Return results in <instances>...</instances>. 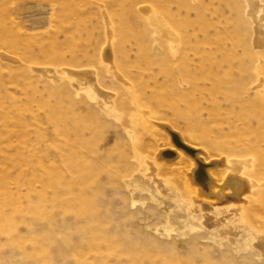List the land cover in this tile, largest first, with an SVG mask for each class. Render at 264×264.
<instances>
[{"label":"rangeland","instance_id":"374dc122","mask_svg":"<svg viewBox=\"0 0 264 264\" xmlns=\"http://www.w3.org/2000/svg\"><path fill=\"white\" fill-rule=\"evenodd\" d=\"M0 264H264V0H0Z\"/></svg>","mask_w":264,"mask_h":264},{"label":"bare ground","instance_id":"6f19581e","mask_svg":"<svg viewBox=\"0 0 264 264\" xmlns=\"http://www.w3.org/2000/svg\"><path fill=\"white\" fill-rule=\"evenodd\" d=\"M175 38V37H174ZM257 40V39H256ZM260 83V82H259ZM258 83V84H259ZM95 85V84H94ZM175 145H178V143L176 142V143H174ZM179 146H181L180 144H179ZM183 147V146H182ZM184 148V147H183ZM172 149L173 150H175V152H176V154H178L179 152H184L183 150H181V149H179L178 147L176 148H174V147H172ZM170 151H171V149H169ZM183 154H186L185 152L183 153ZM179 155V154H178ZM190 158V157H189ZM244 162H246V161H244ZM201 163V162H200ZM245 164H248V161H247V163H245ZM203 168H204V165L203 164H201V165H199V167L192 173V176L194 177V179L195 180H198V181H200V180H202V178L204 177V171H203ZM190 176H191V174H190ZM251 181V180H250ZM225 182V181H224ZM256 183V182H255ZM226 184H228L230 187H232V188H236L237 187V182L235 181V179H233L232 177H229L227 180H226Z\"/></svg>","mask_w":264,"mask_h":264},{"label":"water","instance_id":"95a60500","mask_svg":"<svg viewBox=\"0 0 264 264\" xmlns=\"http://www.w3.org/2000/svg\"><path fill=\"white\" fill-rule=\"evenodd\" d=\"M184 147V146H183ZM186 149V147H184ZM188 150V149H187Z\"/></svg>","mask_w":264,"mask_h":264}]
</instances>
